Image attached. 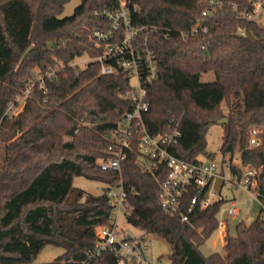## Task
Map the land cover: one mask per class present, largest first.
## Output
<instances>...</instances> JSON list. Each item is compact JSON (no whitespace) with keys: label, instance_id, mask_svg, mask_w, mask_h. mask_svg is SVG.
I'll return each mask as SVG.
<instances>
[{"label":"trees","instance_id":"trees-1","mask_svg":"<svg viewBox=\"0 0 264 264\" xmlns=\"http://www.w3.org/2000/svg\"><path fill=\"white\" fill-rule=\"evenodd\" d=\"M68 1L0 0V143L5 150L0 164V264L83 259L95 243V227L111 224L114 206L108 189L120 179L128 188V222L143 233L163 235L171 244L170 264H264L261 215L240 221L224 252L207 256L200 246L218 228L224 201L195 208L182 221L184 208L173 213L159 204L167 168L143 158L137 145L128 152L121 173L101 168L97 159L108 155V135L120 111L130 107L120 96L128 76L100 74L96 61L79 69L72 65L77 57L94 54L88 27L107 21L92 12L109 2L81 0L71 15L61 17ZM218 2L222 8L206 20L209 30L184 38L209 6L207 0H130L132 22L149 30L158 60L159 75L148 87L144 119L155 131L166 130L171 119L179 123L181 136L171 151L196 161L215 158L205 135L228 116L222 154L238 148L242 162L258 169L264 201V140L248 145L250 129H264V23L240 16L252 8L249 0ZM35 68L41 73L56 69L53 80L45 79L50 91L36 82L22 110L10 116V103L24 93ZM205 73L213 78L204 80ZM223 102L228 114L221 111ZM76 175L105 183V190L92 194L76 187ZM48 244L62 247L63 253L36 263ZM91 264H118L117 256L105 251Z\"/></svg>","mask_w":264,"mask_h":264},{"label":"built area","instance_id":"built-area-1","mask_svg":"<svg viewBox=\"0 0 264 264\" xmlns=\"http://www.w3.org/2000/svg\"><path fill=\"white\" fill-rule=\"evenodd\" d=\"M107 1L108 4L95 8L92 12L107 22L102 26L88 27L87 40L94 54H84V63L86 66L89 62L96 61L100 74H126L128 83L120 96L130 102V107L120 111L116 128L109 135L111 141L106 149L108 155L99 157L97 162L103 169L121 173L122 163L128 152L137 145L143 158L163 164L167 168V175L159 187V204L173 213L184 208L185 211L181 212L180 217L182 221L187 220L189 212L195 208H207L217 201H229L225 215L218 217V228L221 229L225 243L229 235V219L240 215V203L236 197L227 198L223 194L224 188L243 189L249 195L250 207L257 204L260 207L258 215L264 218V201L259 196L258 169L244 164L241 152L229 153L220 160L201 156L196 161H189L171 151V147L181 136L179 123H174L171 119L166 130L155 131L144 119L149 109L148 87L159 75L157 56L149 43V30L132 22L130 0ZM207 1L209 6L203 9L201 16L183 33L184 38L209 30L206 20L222 8V3H216V0ZM249 1L252 8L241 12L240 16L259 21L264 16V0ZM134 10H137L136 6ZM75 60L72 65L79 69ZM55 70L49 68L39 77L34 75L23 93L24 98L36 82L44 91H50L45 79L48 77L53 80ZM261 133L259 127L250 129L251 146L261 143ZM190 193L193 195L187 201L186 197ZM108 195L114 206L110 217L111 224L95 227V243L86 251L83 259L64 257L58 259L56 264H91L93 259L105 251L114 252L118 264H151L148 240L142 235L120 234L116 220L113 219L121 211L125 214L130 212L127 205L128 188L124 181L120 179L115 185H110Z\"/></svg>","mask_w":264,"mask_h":264},{"label":"rangeland","instance_id":"rangeland-1","mask_svg":"<svg viewBox=\"0 0 264 264\" xmlns=\"http://www.w3.org/2000/svg\"><path fill=\"white\" fill-rule=\"evenodd\" d=\"M81 3V0H70L68 1L65 6L64 10L60 14L61 17L71 15L75 7ZM260 22L264 23V16H262L259 19ZM243 32V31H242ZM86 56H79L75 61L78 62V66L80 68L85 66L84 58ZM60 63H57L56 66H60ZM41 71L38 68L33 69V75L39 77L41 76ZM204 80L212 79L213 74L211 73H205L202 77ZM25 103V98L23 96V93H20L16 96V99L10 103L7 113L10 116L17 115L23 108V105ZM221 111L224 114H228L229 109L227 107L226 102H223L221 105ZM228 118V116H225ZM228 121V120H227ZM261 129V132L263 133L264 129L263 127H259ZM261 133V142H263L264 137ZM225 134V127L224 123L222 124H213L208 132L205 135L206 139V145L208 151H211L214 153L215 158L220 160L223 157L221 146L223 143ZM249 136L248 134V145L249 144ZM241 152L240 149H236L234 153ZM5 154L4 145L0 143V164L3 161ZM73 184L76 187H80L84 189L88 193L92 194H101L106 187V184L95 179H90L84 175H76L73 179ZM223 194L227 198L236 197L239 200L240 203V215L233 219H229V234L234 235L236 233V225L240 221H246L250 222L254 220L260 210V207L256 204L254 207H250L249 204V195L243 190V189H223ZM229 201L225 202L219 212L218 217H222L225 215V210L229 206ZM116 220V225L118 232L120 234H128L130 236L134 235H144V237L148 240L149 243V249H148V257L150 259L151 264H170L169 261V254L171 253V244L169 241L161 234L159 233H143L139 228L133 226L131 223L128 222L125 212L121 211L113 218ZM228 238L224 241L223 235L221 233V229L217 228L213 234L200 246L201 251L205 255H210L214 252H224L225 248L224 245L226 244ZM64 249L60 246H55L48 244L43 247V249L39 252V254L35 258L36 263H42V262H50L53 261L56 257L61 255L63 253Z\"/></svg>","mask_w":264,"mask_h":264},{"label":"water","instance_id":"water-1","mask_svg":"<svg viewBox=\"0 0 264 264\" xmlns=\"http://www.w3.org/2000/svg\"><path fill=\"white\" fill-rule=\"evenodd\" d=\"M227 120H228V118H227V117H224V118L218 119V120H217V124L226 123V122H227ZM108 136H109V135H108Z\"/></svg>","mask_w":264,"mask_h":264},{"label":"crops","instance_id":"crops-1","mask_svg":"<svg viewBox=\"0 0 264 264\" xmlns=\"http://www.w3.org/2000/svg\"><path fill=\"white\" fill-rule=\"evenodd\" d=\"M142 236H144V235H142Z\"/></svg>","mask_w":264,"mask_h":264}]
</instances>
